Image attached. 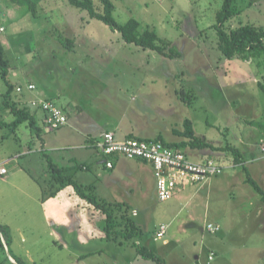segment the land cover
<instances>
[{
    "label": "rangeland",
    "instance_id": "obj_1",
    "mask_svg": "<svg viewBox=\"0 0 264 264\" xmlns=\"http://www.w3.org/2000/svg\"><path fill=\"white\" fill-rule=\"evenodd\" d=\"M111 1L113 17L119 24L135 19L140 25L139 31H154L170 42L181 57L169 59L153 50L127 44L116 31L96 19H89L86 12L71 6L67 0H42L36 17L23 14L21 7L1 1L0 27L4 31L0 33V42L13 68L8 74L10 83L16 87L33 82L41 89L44 87L42 78H45L62 89L71 85L75 93L78 86L83 87L82 83L87 81L85 77L89 78L92 87L87 89L91 93L94 87L97 91L99 85L112 86L120 84V80L122 84L153 85L159 91L161 107L171 103L173 90L190 92L193 97L183 106V114L191 122L195 135L218 149L228 144L237 148L244 165L264 190V93L257 86L263 74L261 58L244 62L227 59L218 51L217 34L212 26L223 0ZM95 4L98 6V0ZM234 6L238 12L224 23L225 31L245 24L264 27V0H234ZM68 39L77 44V56L66 57L68 53H63L66 45L58 53L55 45ZM49 47L55 49L50 56L46 51ZM54 66H59L60 70L54 72L51 69ZM91 75L99 77V82L93 83ZM6 91L0 75V122L10 123L14 116L2 105ZM17 98L14 88L11 101ZM146 104H150V100H146ZM140 105L144 104L140 102ZM178 106L174 105L173 109L177 110ZM36 120L45 131L41 112H37ZM56 132L45 131L43 135L54 137ZM211 152L218 164L224 165L233 159L230 152ZM45 155L56 159L48 147L41 151V142L27 124L16 128L0 125V165L7 171L5 176L0 175V225H7L11 230L12 255L35 264H156L141 257L135 261L136 252L134 255L130 246L119 247L101 239L103 219L97 211L90 214L85 211L84 222L75 218L63 221L68 224L46 220L42 215L40 187L26 174L28 170L47 181ZM235 170V182L228 181L229 176L219 178V186L224 187L219 194V220L212 210L211 200L206 216L198 210L200 221L196 231L205 236H210L206 230L209 223H221L220 238L226 233L223 222H232L239 216L241 219L243 215L251 218L246 222H253L251 214L255 213L259 197L243 183L242 168ZM223 179L226 182L221 183ZM201 205L205 209L204 202ZM90 216L92 222L88 221ZM254 222H264V219ZM181 223H172L175 233ZM152 229L147 232L149 237ZM256 231L263 237L259 245L264 247V229ZM149 240L150 247L152 243L158 244L152 237ZM183 247L189 245L183 244ZM95 251L100 252L89 255ZM80 255L83 260L77 259ZM3 258L0 255V260ZM256 259L251 264L264 263L262 257Z\"/></svg>",
    "mask_w": 264,
    "mask_h": 264
},
{
    "label": "crops",
    "instance_id": "obj_2",
    "mask_svg": "<svg viewBox=\"0 0 264 264\" xmlns=\"http://www.w3.org/2000/svg\"><path fill=\"white\" fill-rule=\"evenodd\" d=\"M74 42L66 44L63 50V53H68L66 54L68 58L74 54L77 56V44ZM55 46L60 53L59 49L63 44L58 43ZM46 51L50 56L55 49L49 47ZM51 69L54 72L60 70L59 66ZM114 78L116 79V76ZM42 79L44 87L41 89H38L33 82L24 83L33 84L35 89L31 92L24 91V94L17 99L23 105L33 99L53 101L65 113L67 123L58 130H54L57 131L54 137H47L48 134L43 135V132L50 131L45 126V131L40 128L39 138L41 139H37L41 142V151L46 146L52 153L54 152L56 159L50 158L52 162L71 176L77 184L92 186L97 199L128 207L129 216L143 232L140 239L133 238L128 242H120L119 239L109 240V243L119 247L128 245L134 249V255L136 250L132 246L133 243L145 246L164 260L165 264H251L253 259L257 260L256 258L262 257L264 260V247L259 245V240L263 237H260L256 231L264 229V222H254L259 218L264 219V206L259 198L255 202V213L251 214L253 222H246L251 218L245 215L241 219V216L237 219L233 218L232 222H223L226 233L220 238L221 228L217 233L209 234L210 236L196 231L200 221V216H197L198 210L201 215L203 213V216H206L207 204L210 200L214 203L212 210L219 220V194H221V188H224L219 186L221 180L219 178L229 176L231 179L228 181H234L233 177L237 174L235 169L240 165H234L231 160L227 164H219L223 168L220 175L209 178L203 183L179 188L169 201L160 202L157 200L153 168L149 162L118 156L107 157L96 150L94 143L105 132L112 133L120 141L127 138L159 140L168 144L184 141L180 133L183 131L184 121L188 120L183 114V106L187 104L178 98L176 90L172 91L171 103L161 107L159 91L153 85L147 87L143 84H122L120 80V84L112 86L108 83L99 85L97 91L94 87L92 88L94 92L91 93L87 87L92 86L89 78L85 77L87 81L82 83L83 87L78 86L79 94L77 95L71 85L62 89L60 85L55 86V83ZM98 79L99 77L95 78L91 75L93 83L99 82ZM87 92L91 94L85 95ZM146 100H150V104H146ZM140 102L145 106L140 105ZM177 104L179 108L174 110L173 107ZM37 112L42 113L44 125V113L37 109L32 114L37 117ZM181 150L193 162L212 159L213 155V152L208 149L197 150L186 146ZM219 159L223 158L219 157ZM108 160L112 162L111 168L105 166ZM241 160L244 164L242 155ZM19 169L25 173V170ZM26 172L30 177L29 174L32 173L28 170ZM251 176L254 177L253 174ZM224 182L226 180L223 179L221 183ZM233 195L232 192L231 196ZM203 202L205 209L201 205ZM41 207L42 215L46 220L65 224L69 222L63 221L70 218L84 222L85 211L89 214L91 211H96L80 199L70 186L59 191L53 198L41 202ZM102 219L104 222L103 216ZM88 221L92 222L91 216ZM174 222H182L176 226L179 230H176V233L171 228ZM212 224L221 226L219 222ZM152 226H154L153 229ZM160 226H165L166 230L162 238H157L156 232ZM181 227L187 229L180 230ZM150 229H152L150 234L152 239L158 242L157 245L152 243V247L149 246L151 237L147 233ZM89 235L93 236L91 232ZM100 237L104 239L103 230ZM183 244L189 247L184 248ZM98 252L100 251L91 252L89 255ZM77 259L83 260V256L80 255ZM137 259L139 256L136 253L135 261H138Z\"/></svg>",
    "mask_w": 264,
    "mask_h": 264
},
{
    "label": "trees",
    "instance_id": "obj_3",
    "mask_svg": "<svg viewBox=\"0 0 264 264\" xmlns=\"http://www.w3.org/2000/svg\"><path fill=\"white\" fill-rule=\"evenodd\" d=\"M1 1H7L17 7H21L23 9V14H31L33 17H36L38 6L42 0H0V2ZM67 2L71 6L86 12L89 19H96L113 31H116L120 35L121 40L127 44H133L144 50H153L169 59L181 57L180 53L170 42L158 37L154 31H139L140 25L135 19H129L127 22L119 24L113 17L114 5L111 0H98V6L95 4V0H67ZM237 12L234 6V0H223L221 9L216 13L215 24L212 26L217 34L216 47L227 59H238L247 62L255 57H260V65L263 74L257 86L261 92L264 93V27L245 24L235 29L225 31L223 29L224 23L236 15ZM70 43H72V41L68 39L62 44L66 45ZM11 69L13 68L5 58L4 48L0 42V75L7 87V91L3 95L4 100L2 105L3 109H8L14 116L12 122H0V125H11L13 128H16L21 124H27L28 128L35 133L37 138L41 139L39 138L41 127H39L36 117L32 114L33 111L37 109L29 108L27 103L23 105L18 99L11 101V94L15 88L8 80V74ZM23 94L24 92L17 95L22 96ZM176 94L185 104L190 103V99L193 97V94H190V92L186 93L176 90ZM180 135L185 139L180 143L168 144L159 140L155 141L176 149H184L188 146L197 150L208 149L211 151L230 152L233 157L232 163L234 165H240L243 170L244 183L258 195L260 202L264 206V190L253 179L248 169L243 164L241 154L237 148L228 144L218 149L204 138L196 136L189 120L184 121L183 131ZM44 157L46 160V170H44V173L48 175V180L43 181L41 177L29 174L31 179L37 183L41 189L42 202L53 198L59 191L70 186L80 199L103 216L104 224L102 230L106 241H116L119 239L120 242H128L133 238H142L143 232L129 216L128 207L122 204L106 203L97 199L92 186L77 184L63 169L58 168L49 156L45 155ZM12 241L10 228L6 225H0V255L4 256V258L0 260V264H3V262L13 264L8 257L13 259L15 264H35L12 255L10 251ZM132 246L135 248L137 255L142 259L155 262L156 264H165L164 260L148 250L145 246L135 243H133Z\"/></svg>",
    "mask_w": 264,
    "mask_h": 264
},
{
    "label": "built area",
    "instance_id": "obj_4",
    "mask_svg": "<svg viewBox=\"0 0 264 264\" xmlns=\"http://www.w3.org/2000/svg\"><path fill=\"white\" fill-rule=\"evenodd\" d=\"M3 31L4 29L0 27V33ZM34 89L33 84L16 86L15 93L31 92ZM27 104L29 108L39 109L44 113V123L50 131L58 130L67 123L65 113L53 101L33 99ZM94 146L103 156H118L129 160L149 162L153 168L157 200L160 202L169 201L179 188L203 183L223 172L222 166L212 159L193 162L181 149L168 147L155 140L127 138L120 141L112 133L105 132L94 143ZM262 151H264V146ZM105 166L111 168L112 162L108 160ZM6 173L5 168L0 165V175ZM165 230V226H160L156 237L162 238ZM206 230L210 234H215L220 230V227L209 223L206 225Z\"/></svg>",
    "mask_w": 264,
    "mask_h": 264
},
{
    "label": "water",
    "instance_id": "obj_5",
    "mask_svg": "<svg viewBox=\"0 0 264 264\" xmlns=\"http://www.w3.org/2000/svg\"><path fill=\"white\" fill-rule=\"evenodd\" d=\"M11 263L15 264L14 260L9 257Z\"/></svg>",
    "mask_w": 264,
    "mask_h": 264
}]
</instances>
